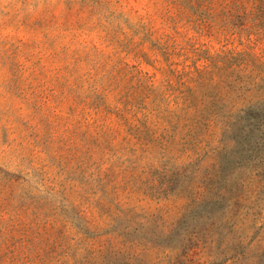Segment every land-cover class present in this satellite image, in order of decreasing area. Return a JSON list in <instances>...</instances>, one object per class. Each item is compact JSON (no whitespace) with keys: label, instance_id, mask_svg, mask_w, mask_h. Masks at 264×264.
I'll return each mask as SVG.
<instances>
[{"label":"rangeland","instance_id":"1","mask_svg":"<svg viewBox=\"0 0 264 264\" xmlns=\"http://www.w3.org/2000/svg\"><path fill=\"white\" fill-rule=\"evenodd\" d=\"M0 264H264V0H0Z\"/></svg>","mask_w":264,"mask_h":264}]
</instances>
